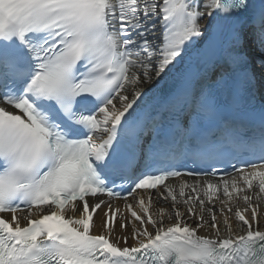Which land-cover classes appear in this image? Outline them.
<instances>
[{
	"label": "snow or ice",
	"instance_id": "6c2138e0",
	"mask_svg": "<svg viewBox=\"0 0 264 264\" xmlns=\"http://www.w3.org/2000/svg\"><path fill=\"white\" fill-rule=\"evenodd\" d=\"M0 264H264V0H0Z\"/></svg>",
	"mask_w": 264,
	"mask_h": 264
},
{
	"label": "bare ground",
	"instance_id": "6f19581e",
	"mask_svg": "<svg viewBox=\"0 0 264 264\" xmlns=\"http://www.w3.org/2000/svg\"><path fill=\"white\" fill-rule=\"evenodd\" d=\"M150 86H151V85H150ZM154 205H155V207H154ZM154 205H153V207H154V208H153V211L155 210L156 207H159V206H165V207H166V205H157V204H155V203H154ZM216 207H217V206H216ZM99 216L102 217L101 213H99ZM95 220H96V217H95ZM97 222H98V221H97Z\"/></svg>",
	"mask_w": 264,
	"mask_h": 264
}]
</instances>
